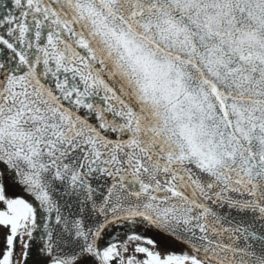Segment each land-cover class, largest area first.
I'll list each match as a JSON object with an SVG mask.
<instances>
[{"label":"snow or ice","instance_id":"1","mask_svg":"<svg viewBox=\"0 0 264 264\" xmlns=\"http://www.w3.org/2000/svg\"><path fill=\"white\" fill-rule=\"evenodd\" d=\"M0 264H264V0H0Z\"/></svg>","mask_w":264,"mask_h":264}]
</instances>
